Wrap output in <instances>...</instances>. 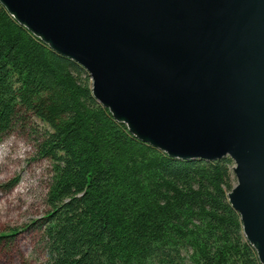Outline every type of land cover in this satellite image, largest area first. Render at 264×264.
I'll use <instances>...</instances> for the list:
<instances>
[{
	"label": "trees",
	"instance_id": "trees-1",
	"mask_svg": "<svg viewBox=\"0 0 264 264\" xmlns=\"http://www.w3.org/2000/svg\"><path fill=\"white\" fill-rule=\"evenodd\" d=\"M17 126L51 163L45 264H261L227 198L229 157L176 159L136 138L82 67L0 4V137Z\"/></svg>",
	"mask_w": 264,
	"mask_h": 264
},
{
	"label": "water",
	"instance_id": "water-1",
	"mask_svg": "<svg viewBox=\"0 0 264 264\" xmlns=\"http://www.w3.org/2000/svg\"><path fill=\"white\" fill-rule=\"evenodd\" d=\"M139 140L229 157L227 193L264 264V0H0Z\"/></svg>",
	"mask_w": 264,
	"mask_h": 264
},
{
	"label": "rangeland",
	"instance_id": "rangeland-1",
	"mask_svg": "<svg viewBox=\"0 0 264 264\" xmlns=\"http://www.w3.org/2000/svg\"><path fill=\"white\" fill-rule=\"evenodd\" d=\"M29 127L17 126L0 137V264H45L39 224L51 175L49 160L37 155Z\"/></svg>",
	"mask_w": 264,
	"mask_h": 264
}]
</instances>
